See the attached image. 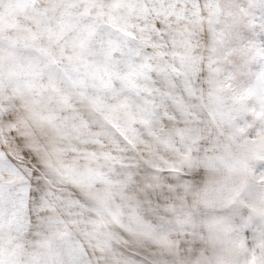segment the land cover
I'll use <instances>...</instances> for the list:
<instances>
[{"label":"snow or ice","instance_id":"snow-or-ice-1","mask_svg":"<svg viewBox=\"0 0 264 264\" xmlns=\"http://www.w3.org/2000/svg\"><path fill=\"white\" fill-rule=\"evenodd\" d=\"M135 0H69V6L77 15L70 21L76 33V44L93 52H101L105 57L118 56L134 58L143 55L150 64L146 53L152 47L138 42L127 32L118 33L112 21L114 10L123 4L133 6ZM174 0H166L171 5ZM191 19H200L196 30L203 49L196 60V68L184 82L183 90L189 95H197L202 100L199 108L209 115L207 128L215 130L219 136L221 121L219 113L224 101L222 86L225 82H235L249 78V70L257 67V53L264 56V0H182ZM180 6L176 0V7ZM65 26V25H64ZM159 26V25H158ZM56 59L43 61L36 70L48 72L44 86L52 90L65 107L72 110L69 121L49 118L48 127L43 125L37 134L33 124H39L36 117L22 116L13 98L6 95L4 86H12L17 96L31 92L32 87L22 84L14 67L0 65V221L13 223L16 230L25 235L39 238V246L44 249L40 264H85L91 256L72 232L65 229L59 233L61 247L55 249L49 234L59 222L47 215L52 207L48 186L52 158L57 166L73 176L87 182L103 179L110 183L103 168H78L81 159L103 161L117 172L120 183L127 189L137 190L143 199L151 198L157 188L198 183L204 171L211 167L210 157H201V130L188 123L195 115L190 106L183 105L177 94V82L169 76L166 67L149 70L142 81H131L129 92L118 99L109 111H101L83 92H78L77 83L56 67ZM264 63V60H261ZM157 73L159 74L157 76ZM58 82L63 85L60 87ZM199 86V87H198ZM79 95L84 108H77L74 101ZM176 105L186 126L178 130L182 138L180 151L187 157V176L174 175L155 166L156 152L162 142L157 138L148 142L136 131L135 116L142 117L141 123L149 136H156L155 126H162L167 118L177 113L169 108ZM129 107L130 120L122 125L111 116V110ZM44 137L45 143L40 139ZM209 140L217 148L230 151L231 145H221ZM68 153L74 159H65ZM237 167L243 168L250 177V191L264 187V149L245 150ZM260 180V185L256 181ZM212 188L205 185L204 194L212 197ZM103 209L94 210V219L87 221L94 229L101 228ZM194 219V217H191ZM205 223L225 226L241 239L247 247H264V218L251 210L247 199L243 202L223 201L214 208V215ZM110 244L107 239L98 244L101 251ZM118 259V257H115ZM95 264H101L97 253Z\"/></svg>","mask_w":264,"mask_h":264},{"label":"clouds","instance_id":"clouds-1","mask_svg":"<svg viewBox=\"0 0 264 264\" xmlns=\"http://www.w3.org/2000/svg\"><path fill=\"white\" fill-rule=\"evenodd\" d=\"M161 9L169 11L172 6L162 5L156 0H135L133 6L121 5L112 16L118 33H133L138 42L154 45L146 53L151 58L150 64L143 55L111 58L78 46L76 33L70 24L77 15L73 11L64 18V73L77 83L78 92L90 98L96 108L109 111L118 99L129 92V82H141L150 69L156 70L161 66L170 69L169 76L177 82V94L183 105L190 106L195 113L188 123L201 130L203 151L199 155L212 158L213 163L198 183L187 187L157 188L151 198L145 195L140 199L137 190L126 189L120 183L117 172L103 161L81 159L76 166L80 169L103 168L110 183L99 178L95 182H84L57 166L53 157L48 175L52 207L47 215L59 223L49 234V239L53 247L59 249L62 244L59 233L67 229L87 249L91 264H95L97 253L101 264H264V247H247L225 226L204 222L210 221L214 208L219 207L221 202H243L245 199L253 213L264 218V187L250 191L249 174L237 167L245 150L264 149V105L256 98L244 101L233 99L232 106L237 116L228 125L221 124L216 137L215 130L207 128L209 115L200 110V97L183 90L184 82L196 68V60L203 51L200 37L195 28L186 38L178 37L174 28L165 30L163 24L160 29H155L159 19L157 12ZM59 15L63 17L62 12ZM241 84V81L232 82L230 97L239 96ZM4 91L13 98L22 116L30 122L32 117L38 119L39 124H33L38 135L40 125L52 131L47 123L49 118L69 121L73 114L44 85L33 86L31 92L22 97L14 93L12 86L5 85ZM74 104L77 108H84L79 95ZM169 111L177 114L167 118L162 126H155L156 136L147 134L139 115L135 116L134 126L148 142L157 138L162 141L156 152V167L174 175L187 176V157L180 151L182 138L178 135V130L186 123L178 114L176 105L170 106ZM111 116L122 125L131 119L129 107L111 110ZM210 131L213 140H218L221 145H231L230 151L217 148L208 139ZM40 139L47 142L42 136ZM65 159L72 161L74 156L68 153ZM205 185H209L215 193L212 197L205 196ZM256 185H260L259 179ZM98 208L103 209L100 218L102 229H94L87 223L95 218L94 210ZM38 239L35 233L30 236L23 234L8 244L5 253L15 252L19 264H40L45 250L39 246ZM107 239H110V244L105 251H101L98 244ZM85 264H90L88 259Z\"/></svg>","mask_w":264,"mask_h":264},{"label":"rangeland","instance_id":"rangeland-1","mask_svg":"<svg viewBox=\"0 0 264 264\" xmlns=\"http://www.w3.org/2000/svg\"><path fill=\"white\" fill-rule=\"evenodd\" d=\"M156 2L166 5V0ZM179 2V7H176L174 0L171 10L161 9L157 12L159 19L154 28L160 29L163 24L165 30L174 28L178 37L186 38L194 28H199L200 19H191V13L185 15L187 10L182 0ZM73 11L75 9L69 6V0H0V65L4 68L14 67L20 82L30 87L48 82V72L36 70L42 60L49 61L55 57L56 67L63 74L66 66V59L62 54L64 18ZM61 12L63 17L59 15ZM128 35L134 36L133 33ZM257 56V67L249 70L248 79L241 80L239 96L230 97L232 82L223 84L224 101L219 113L221 124L228 125L237 116L232 106L233 99L244 101L256 98L264 105V63H261L264 56L260 53ZM214 194L212 192V196ZM22 236L23 233L16 230L15 224L0 221V264H19L16 253L6 254L5 248L15 238Z\"/></svg>","mask_w":264,"mask_h":264}]
</instances>
